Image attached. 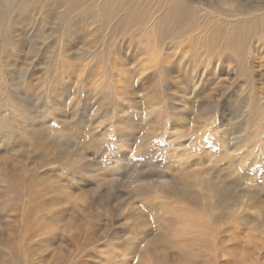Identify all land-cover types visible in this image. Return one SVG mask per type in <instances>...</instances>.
Listing matches in <instances>:
<instances>
[{
	"label": "rangeland",
	"instance_id": "rangeland-1",
	"mask_svg": "<svg viewBox=\"0 0 264 264\" xmlns=\"http://www.w3.org/2000/svg\"><path fill=\"white\" fill-rule=\"evenodd\" d=\"M187 1L0 10V264H264V21Z\"/></svg>",
	"mask_w": 264,
	"mask_h": 264
},
{
	"label": "bare ground",
	"instance_id": "bare-ground-1",
	"mask_svg": "<svg viewBox=\"0 0 264 264\" xmlns=\"http://www.w3.org/2000/svg\"><path fill=\"white\" fill-rule=\"evenodd\" d=\"M65 1L66 0H0V10L3 9L6 11L8 8L17 7H22L21 10H25L31 6L33 8H40V10L43 11H50L52 7L55 6L54 9H56ZM165 3L164 12L157 22H159V24L166 23V29H169L172 24L176 25L183 20L190 19L195 14L196 9L200 8L199 4H192L187 0H165ZM221 5H224L225 9L223 11L220 10L218 18L222 19L224 22H222V25L218 24V31H215L213 35V41L215 42L219 39L221 46L218 49V47L213 45L214 48L209 50V54L212 52V54L217 57L228 55L232 60L236 61V63H240L244 61L243 55L246 53L245 39L249 31L253 28H257V26L261 25L262 21H264V0H225ZM237 35L241 36V41L238 40ZM247 80H249V77ZM247 83L250 84V81ZM257 111L258 112L254 114V119L255 121L257 120L255 125L260 126V130L264 127V122L258 120L262 117L264 107H259ZM259 130H257V132ZM213 192L219 196V194H217L218 191L215 192L213 190Z\"/></svg>",
	"mask_w": 264,
	"mask_h": 264
}]
</instances>
